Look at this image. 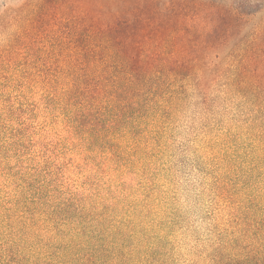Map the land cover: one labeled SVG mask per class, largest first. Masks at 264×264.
<instances>
[{
    "label": "trees",
    "instance_id": "16d2710c",
    "mask_svg": "<svg viewBox=\"0 0 264 264\" xmlns=\"http://www.w3.org/2000/svg\"><path fill=\"white\" fill-rule=\"evenodd\" d=\"M15 26L23 84L84 162L0 164V264H264V0H25L0 13ZM218 97L244 109L252 147L216 160L200 231L178 235L150 158L187 104Z\"/></svg>",
    "mask_w": 264,
    "mask_h": 264
},
{
    "label": "rangeland",
    "instance_id": "374dc122",
    "mask_svg": "<svg viewBox=\"0 0 264 264\" xmlns=\"http://www.w3.org/2000/svg\"><path fill=\"white\" fill-rule=\"evenodd\" d=\"M24 1L0 0V13L19 9ZM17 28L0 29V164L17 155L33 157L41 149L49 151L47 156H51L50 152L64 153V166L84 162L73 151L72 137L48 98L37 88L23 84L22 74L31 72L22 65L27 57L20 51L21 46L12 48L14 45L7 39ZM34 41L38 40L33 38L31 44ZM168 124L163 131L164 150L150 158L154 163L151 174L157 184L152 187L162 205L171 203L181 210L178 235L182 228L197 227L200 231L201 210H209L212 195L208 184L217 164L252 147L246 135L248 116L236 101L218 97L206 109L194 102L187 104ZM83 171L80 168L72 174L81 176ZM3 179L6 180L0 176V181Z\"/></svg>",
    "mask_w": 264,
    "mask_h": 264
}]
</instances>
